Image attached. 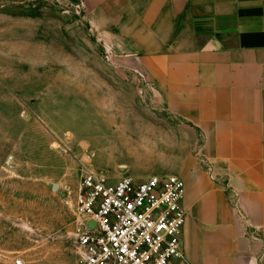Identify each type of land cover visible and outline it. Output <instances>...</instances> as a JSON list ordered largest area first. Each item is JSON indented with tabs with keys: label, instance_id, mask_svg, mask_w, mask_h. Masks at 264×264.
Wrapping results in <instances>:
<instances>
[{
	"label": "rangeland",
	"instance_id": "obj_1",
	"mask_svg": "<svg viewBox=\"0 0 264 264\" xmlns=\"http://www.w3.org/2000/svg\"><path fill=\"white\" fill-rule=\"evenodd\" d=\"M99 2L0 0V264H75L84 171L171 174L149 148L169 118Z\"/></svg>",
	"mask_w": 264,
	"mask_h": 264
},
{
	"label": "crops",
	"instance_id": "obj_2",
	"mask_svg": "<svg viewBox=\"0 0 264 264\" xmlns=\"http://www.w3.org/2000/svg\"><path fill=\"white\" fill-rule=\"evenodd\" d=\"M88 20L169 118L150 172L186 184L180 264H264V0H100Z\"/></svg>",
	"mask_w": 264,
	"mask_h": 264
},
{
	"label": "built area",
	"instance_id": "obj_3",
	"mask_svg": "<svg viewBox=\"0 0 264 264\" xmlns=\"http://www.w3.org/2000/svg\"><path fill=\"white\" fill-rule=\"evenodd\" d=\"M185 193V181L175 174L114 179L84 171L76 195L82 228L75 264L186 262Z\"/></svg>",
	"mask_w": 264,
	"mask_h": 264
},
{
	"label": "water",
	"instance_id": "obj_4",
	"mask_svg": "<svg viewBox=\"0 0 264 264\" xmlns=\"http://www.w3.org/2000/svg\"><path fill=\"white\" fill-rule=\"evenodd\" d=\"M58 187H59V183H54V185H53V189L56 190ZM18 264H23V263H22V261L20 260V261L18 262Z\"/></svg>",
	"mask_w": 264,
	"mask_h": 264
}]
</instances>
